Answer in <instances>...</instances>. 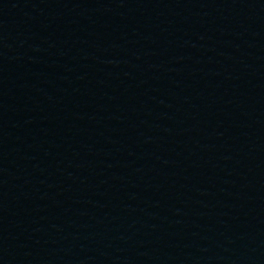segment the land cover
Returning <instances> with one entry per match:
<instances>
[{"label": "water", "instance_id": "obj_1", "mask_svg": "<svg viewBox=\"0 0 264 264\" xmlns=\"http://www.w3.org/2000/svg\"><path fill=\"white\" fill-rule=\"evenodd\" d=\"M0 264H264V0H0Z\"/></svg>", "mask_w": 264, "mask_h": 264}]
</instances>
